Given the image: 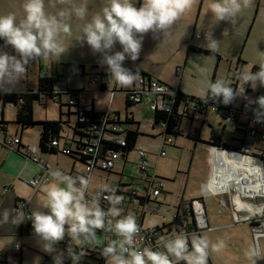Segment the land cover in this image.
<instances>
[{
    "label": "rangeland",
    "instance_id": "rangeland-1",
    "mask_svg": "<svg viewBox=\"0 0 264 264\" xmlns=\"http://www.w3.org/2000/svg\"><path fill=\"white\" fill-rule=\"evenodd\" d=\"M138 1L131 6V0H0V37L12 41L16 46V49H12L0 45V91L5 89L6 85L10 87L13 81L14 87L19 90L36 87L38 61L26 66L22 61L21 51L26 49L40 55V62L48 70L52 67L56 76L63 74L68 86L81 90L83 102L88 105L92 103L94 111L105 112L113 108L122 117L125 114L122 90L130 86V83L125 82V79L120 82L121 76L117 79L116 72L117 69L120 71V60L129 43L130 55L127 56L124 67L128 65L133 68H144L153 76H161L173 88L179 87L185 94L205 96L206 88L203 85L207 76L210 78L214 70L216 56L202 53L187 56L183 53L180 57L173 55L164 61L155 57L148 58L145 53L141 54V51L148 52L149 48L154 46L148 40L142 41L143 35L152 31L147 24L143 25L137 21L132 33ZM262 5L264 6V0ZM129 10H134L130 23L126 21L129 18ZM255 10V6L247 10L244 5H237L236 8L228 10L222 3L219 17L204 21L203 25L208 27L215 37L211 40L212 46L220 52L210 51L220 56L214 72L216 82L229 81L227 77L235 68L240 69L239 82L249 78L252 66L264 69V24L260 22L259 25H254ZM196 33L203 37L207 36V32L202 30ZM237 59H240L243 65L241 62L238 63ZM95 64L115 70L112 73L108 71L106 73V70L104 72L107 74L103 79L108 84L106 91H99L87 84L88 74ZM71 66L74 75L67 79V71ZM124 69H121L122 73ZM62 86H65L64 82L55 83V87ZM250 86L251 102L255 104L256 110H262L263 105L259 101L264 97V74L253 73ZM241 99L239 94L235 95L232 104L234 109L240 108ZM62 100H67V96L63 95ZM62 109L65 112L67 108L63 106ZM128 113L133 115L135 122H138L141 134L127 161L123 162L121 158L117 160L115 172L122 174L119 177L122 182L131 181L132 177L138 174V148L142 147L149 159V172L161 182L162 189L155 199H151L144 206L143 226L170 223L175 216L176 203L180 197L184 200L200 198L210 226L201 230L200 236L210 263L202 253L197 255V259L185 254L187 263L264 264V235L255 237L253 233L255 225L247 220L251 215L250 210L235 208L231 201L232 194H207L203 191V185L208 180L211 151L204 143L193 146V142L186 136L188 129L186 119L179 124L178 134L170 137L172 144L164 145L165 154L161 156L158 146L162 140V135L159 134L162 128H152L151 109L141 102L128 108ZM33 117L35 120L57 119L58 111L51 102L48 103L46 110L35 103ZM205 117L206 121L202 124L199 121L192 123L193 128L200 129L202 140L208 139L210 126L220 131L224 127L222 140L231 145L236 144L232 140L234 133L231 123L224 121L209 109ZM14 118V106L5 105L3 119L8 123L6 131L8 137H14L15 132L19 134ZM65 118L66 115L62 116V119ZM70 119L73 120L74 116H70ZM39 131V125L25 129L22 132L23 142L30 147L38 146ZM251 142L252 138L246 136V143ZM41 156L47 157L51 168L57 163L66 170H69L72 164L75 165L76 171L82 169L80 162L73 161L68 155L60 152L42 153ZM89 179L87 192L91 198L96 188L114 186L118 182V176L114 173L103 175L99 173V177L94 175ZM23 186L19 195L28 202L31 201L30 206H34L39 222L30 235L0 237V247L8 254V264H42L45 256L49 258L52 255V264H67L69 258L72 259L71 264H80L81 257L74 251L86 246L89 242L87 237L77 230L75 234H71L72 229L65 230L63 225L60 228L57 226L63 221L77 224L80 214L85 215L84 219H87L92 202L87 205L69 204L67 209L63 207L64 200L76 197L74 196L76 188L58 177L51 178L47 185L38 190L25 184ZM262 200L264 199L257 198L256 202L260 203ZM132 208L134 212L135 209L138 210L136 205ZM262 212L261 216L264 217V208ZM235 216H238V219ZM64 233L69 240L59 245L58 237ZM16 243L22 249L20 257L18 250L12 249V245ZM126 264H136V259L128 258ZM138 264L154 262L149 257H139Z\"/></svg>",
    "mask_w": 264,
    "mask_h": 264
},
{
    "label": "trees",
    "instance_id": "trees-1",
    "mask_svg": "<svg viewBox=\"0 0 264 264\" xmlns=\"http://www.w3.org/2000/svg\"><path fill=\"white\" fill-rule=\"evenodd\" d=\"M0 45L16 49L12 41L3 37H0ZM21 51L22 61L26 66L38 61L39 75L37 76L35 89H26L18 92L0 91V108L2 109L7 104H13L15 108L14 122L18 126L16 130L19 134L17 135V132H15L18 137V143L12 151L27 157L25 152L26 146L23 145L20 140L22 132L34 125H39L40 131L37 146L39 153H62L59 149V145L62 143L61 146L65 145L70 148V152L66 155L73 161L80 162L82 165L88 164L92 160L95 161V159H103L112 152H115L118 158L126 162L131 151L135 149L136 141L141 134L138 129V122L133 120L131 113H128V108L138 104V102H134L130 97L132 95V87L122 90L124 93L125 109V118L123 121L117 118L118 113L114 111H108L107 113L94 111L92 104H89V108H91L86 110L78 103L77 96L81 93V90L71 88H65L63 90L56 89L55 83L57 81L54 78V74L47 75L43 72L42 65L40 64L41 56L26 49H21ZM204 52L206 53L207 51ZM123 60L124 57L122 58L120 66H123ZM237 62L239 63L240 59H237ZM68 67L69 65H67V68ZM93 68L98 70L96 74L100 76L104 75L105 70L107 71L110 69V67L105 66H94ZM255 72L264 74V69L258 66H252L250 75ZM232 73L237 75L236 71H232ZM138 77L144 80H156L152 79L145 72L134 69H129L123 79L134 81ZM232 79V76L227 77V80ZM156 81L159 82L158 80ZM227 82L229 81L220 83L214 81L213 74L211 83L217 85V90L209 91L204 97L187 95L178 88H171L164 84L171 90L175 89L176 92L174 97L171 98V104L168 109H155L152 111V128L161 127L162 131L159 134L162 135V139H170V137H175L178 134V126L183 117H187L191 122L195 120L200 121V124L205 122L202 119L195 118V114L191 116L189 112L193 111V109H195L194 112L196 113H201L203 110L206 111L211 105H214L219 110L227 109V107L222 106L221 103H228L234 94V89H232L233 85L229 86ZM97 88L99 91L107 90L106 85L102 82H99ZM212 92H217L219 94L217 99L218 102L216 103H213L210 99V94ZM63 95L67 96V100L74 98V102L62 103L61 97ZM43 98L45 101L49 100L55 102L59 114L57 119H34L33 106L35 103L44 105L41 101ZM63 106L68 108L67 112L62 111ZM70 108H73L74 112H71ZM70 114L74 115L72 124L62 119V116ZM7 125L8 123L3 119V113H1L0 131L2 134L6 133ZM65 128H68L69 131V135L66 138L62 135ZM186 136L193 142L194 147H196L197 143H207L208 141H211L215 145L223 144L222 131H218L211 126L208 140H202L200 138V129L192 128L191 126L188 127ZM121 138L124 140V144L120 143L119 140ZM52 141H57L59 145H52ZM67 175H58V178L71 182V179L66 177ZM135 180L136 178L132 177L131 181H118L116 185L117 188L112 195L107 196V194H105V196H107L106 198H102L99 203H95L96 209L93 208L89 214L92 220L84 221L83 218L79 219L81 224L76 230L84 234L87 238L92 237L98 244L105 239V237L111 239V236H124L125 231L121 229H118L119 233L112 229L103 232L106 224L104 212L108 211L111 207L119 211V214H115L114 221H124L125 223L132 222L139 226L143 220L142 208L150 202L151 199L133 195L129 191ZM71 183L76 184L73 182ZM133 198L136 199V202H133ZM192 200L193 198L184 200L180 197L176 203L175 216L172 221L168 224L151 226V228L147 230L149 233L146 236L148 243L146 239L144 256L151 258L154 264L165 262L166 260L160 261V258L166 256L170 264H188L184 258L172 261L173 258L185 253H192L194 257L200 253L205 254L208 263H210L205 245L200 236V231L203 229L197 227L193 210L189 205ZM135 205L138 209H141L138 216L131 213L132 209H134L132 207ZM135 210L137 211V209ZM89 217H87V219H89ZM38 222L39 220L30 216L22 225L19 236L30 235ZM113 228H115L114 225ZM125 233L127 234V232ZM123 238L124 237H122V239ZM184 247H186L185 250L183 249ZM97 249L100 251L102 247L100 248L98 245L92 248L83 247L75 250L74 253L81 257V260H79L80 264H98L100 260L96 257L98 253V251H96ZM183 251L185 252L183 253ZM52 258L53 255L49 257V260H52ZM71 262L72 259L69 258L67 264H71Z\"/></svg>",
    "mask_w": 264,
    "mask_h": 264
},
{
    "label": "built area",
    "instance_id": "built-area-1",
    "mask_svg": "<svg viewBox=\"0 0 264 264\" xmlns=\"http://www.w3.org/2000/svg\"><path fill=\"white\" fill-rule=\"evenodd\" d=\"M195 37H198V35ZM107 71L108 73L115 72L112 68ZM232 77L233 79L229 80L227 83L229 86L233 85L232 89H234V94L228 103H221V105L227 107V109L219 110L214 105H211L209 109L212 110L218 117L233 125L234 134L232 136V140L235 141L236 144L231 145L223 141V144L215 145L209 141L212 160L210 162V176L203 185V191L207 194H232L231 201L235 208H238L237 201L243 202V207L248 208L251 212V215L247 220L255 225L253 233L255 237H259L264 235V217L261 216L263 215L262 209L264 208V200L260 203L256 202L257 198L264 199V97L261 101H259V103L263 105V109L256 110L255 104L250 100V97L252 96L250 80L247 79L246 81L239 82L236 75L233 74ZM138 78L135 80H138ZM139 79L141 80L140 83L131 88L132 95L130 97L134 102L140 103L143 99H145L151 111L155 109H168L170 107L171 98L174 97L176 92L175 89L171 90L156 80L150 81L147 79L145 81L143 78ZM88 81L95 85L99 84V75H90L88 77ZM146 89L155 95L154 99H149L147 97V94L145 93ZM236 94H239L242 98L241 106L238 110L232 107ZM218 97L219 94L217 92H212L210 94V99L213 103L218 102ZM77 99L79 103L80 94L77 96ZM254 100L256 101L257 99L254 98ZM41 101L43 104L46 102L44 98L41 99ZM67 102L73 103L74 98L68 100ZM83 107L86 110L91 108H89V105H85ZM194 110L195 109L189 112L191 113V116L195 114V118L206 121V117L204 116L205 110L201 113H196ZM246 136L252 138L251 143H246ZM119 141L121 144H124V140L122 138ZM17 143V135H14V137H8L7 135L2 134L0 137V146L2 147L14 149ZM171 143V139L163 140L162 144L158 146L160 149L159 155L163 156L165 154L163 146ZM60 144L62 145V143ZM52 145H59V143L57 141H52ZM61 145H59V149L62 154H68L70 152V148L68 146ZM25 152L33 162L39 163L41 169L40 173L36 174L28 181V185L30 187L36 188L40 183H45L48 180V177H45L43 174L44 171H47L48 165L44 160L40 159L36 147L27 146ZM145 153L146 152L142 147L138 148V174L134 176L136 180L131 185L129 191L136 196L145 197L146 199H155V197L161 193V183L155 175L153 176L152 173L149 172V165L147 159L145 158ZM118 159V155H116L115 152H112L109 156L103 159H95V161L92 160L88 164L83 165L84 171L80 172V176H71V174L66 176L71 179V182H73L74 179L78 181L80 180L79 185L76 183L78 194L81 197L88 196L89 199H91L89 201L92 202L91 210L95 208V203H99L102 198L112 195L117 188V184L109 187L100 186L96 188L91 198V195L87 192L88 178L90 174L93 171H112ZM239 189H247V192L244 193ZM7 191L8 187L3 186L1 193L4 194ZM105 194H107V196H105ZM243 197L245 199H243ZM194 199L196 198H193L190 202V207L193 210L196 225L200 229H205L207 228V223L204 220V211L200 203V198H197V201H194ZM133 202H136V199L133 198ZM71 203L72 201L70 198L65 200L66 205ZM16 209L26 210L27 204L22 200L16 205ZM139 212L140 208L136 212L132 210L131 213L138 216ZM115 214H119V211L114 207H111L108 211L104 212L106 224L103 232L110 231L111 229L117 232L118 229H121L127 232V234L124 232V236H111V239L105 237V239L100 241L99 244L96 243L92 237L87 238L89 242L85 247L92 248L96 245L100 248L102 247V250H96L98 251L96 257L100 260L98 264H112L113 262L114 264H123L118 262L119 258H123L124 256L130 254L135 256L145 255L146 236L149 234L147 230L151 227H145L142 223L138 226L132 222H116L114 221ZM142 214H144V207L142 208ZM29 217L30 215L26 214V218L28 219ZM235 218L238 219V216H235ZM86 220H92V217H89V219ZM113 225L115 228H113ZM117 233H119V231ZM122 237L124 238L122 239ZM63 241L65 242L66 239ZM13 249L20 250V246L16 244L13 246ZM183 249L185 250L186 247ZM184 252L185 251H183V253ZM181 256L182 255H178L173 258L172 261L181 259ZM166 258L168 257L166 256L163 259L167 261ZM6 260V254L0 251V264H5ZM42 264H52V262L51 260L45 259Z\"/></svg>",
    "mask_w": 264,
    "mask_h": 264
},
{
    "label": "crops",
    "instance_id": "crops-1",
    "mask_svg": "<svg viewBox=\"0 0 264 264\" xmlns=\"http://www.w3.org/2000/svg\"><path fill=\"white\" fill-rule=\"evenodd\" d=\"M135 1L136 0H131V6L134 5ZM262 2H263V0H139L138 6H137V9L135 12V18H134V20H136V21H134V23L132 24V33L136 28L135 23H137V21L143 25L147 24L148 27L150 29H152V31L150 33H146L143 35L142 41L145 42V40H148L154 47L149 48V50H148L149 53L146 51H141V54L145 53L149 56L148 58H151V59L155 57L156 59H162L165 61V60H168L169 57H171L173 55H179V57H180L181 54H183V53H186L187 56H189V54L202 53V54H210L214 57L216 56V59L218 61L220 59V56L216 55L214 53H220V52L215 50V48H214V46H212V42H211V40L215 37L212 33H210V31L208 30V27L204 26L205 25L204 21H208L211 18L212 19L218 18L219 13H220V8H221V5L223 3L225 8H227L228 10L230 8H236L237 5H239V6L244 5L247 10L253 9L255 6L256 10L254 12L255 14H254V18H253L254 25L255 26L259 25L260 22H262L264 24V6L262 5ZM196 7H198L197 8L198 10H197V13L195 14V8ZM133 13H134V10H129V18L126 20L129 23H130V20H131ZM198 30H202V31L207 32V36L206 37L200 36L199 34L196 33V31H198ZM150 34H152V36H150ZM196 35H198V37H195ZM217 37H219V36H217ZM150 40H152V42ZM204 51H207V52L205 53ZM210 51H213L214 53H212ZM129 55L130 54H129V43H128L127 47L125 48L124 54L122 56V58L124 57L123 66H120L119 67L120 71H119V69H117V72H116L117 79L121 76L120 82H123V80H124L123 78L125 77V75L129 69H134V70H141V71L145 72L147 75H149L152 79H156L159 82L173 88L172 85L169 82H167L165 79H163L161 76H158V77L153 76L152 74L148 73L144 68H141V67H134L133 68V67L128 66V65L126 67H124V63H126L127 56H129ZM217 57H219V58H217ZM122 58L120 60V63L122 61ZM185 61L183 64L184 66H185ZM217 61H216L215 67L213 68L214 70L212 71V74H210V78H209V76H207L206 83L203 85L206 88V90H205L206 94L209 93V91L217 90V86H215L211 83L212 75L215 74L214 73L215 68L217 67ZM241 63L243 65V62H241ZM40 64L42 65L44 73H46L47 75H50L52 73L54 74L52 67H50V70H48L41 62H40ZM95 65L97 66V64H95ZM98 66H104V65H98ZM93 67L94 66H92V68H91L92 71L88 74V77L90 75H93V73L96 74V71H98L97 69H94ZM72 68H73V66L70 67V69H68V71H67V79L70 76L74 75L71 71ZM121 69H124L123 73H122ZM233 71H236V73H237L236 76L238 79L240 69L237 70V68H235ZM106 73H107V71H106ZM81 74H83V68H81ZM38 75H39V69L37 72V76ZM105 76H107V74H105V73L103 76L99 75V81L104 83L106 85V88H108V84H106V82L103 80ZM230 76H233L232 72H231ZM101 77H103V78H101ZM54 78L57 82H62V83L64 82L65 83V86H62L59 88L55 87L56 89H58V90H63L65 88L74 89L71 86L67 85V83H66L67 80L64 79L63 74H60L59 76H56L54 74ZM248 79L251 82L252 75H250ZM146 80L147 79H145V81ZM36 81H37V79H36ZM140 81L141 80L139 78H138V80H134V81H130L129 79H127V80L125 79V82L130 83V86L125 87L124 89H128V88L133 87L134 85H138L140 83ZM214 81H215V79H214ZM87 84L89 86L95 87L98 90V88H97L98 84L95 85V84L90 83L88 81V78H87ZM121 84H123V83H121ZM114 87H115V85H114ZM176 88H178L180 90L179 87H176ZM26 89H30V88H25L22 90L16 89L14 87V81H13V83H11L10 87H8L6 85L5 89H3L2 91H16V92H18V91H24ZM180 91L183 92L182 90H180ZM145 93L147 94V97L149 99L155 98V95L151 91H148L146 89ZM191 96H193V95H191ZM195 97H197V96H195ZM201 97H204V96H201ZM67 101L68 100H62V97H61L62 103H66ZM50 102L56 106V109L58 111V107L55 104V102H53V101L48 100L44 103V105H41V104H38V105L40 107L44 108V110H46L47 105ZM141 102H144L148 106L147 101L145 99H143ZM79 104H81L83 106L88 105V104L83 102V98L81 96V93H80ZM8 105L13 106V104H8ZM3 108L2 109L0 108L1 109L0 117H1V113H3ZM67 110H68V108L66 109V112H67ZM62 111L64 112V110H62ZM70 111L74 112V109L70 108ZM107 111H114V112L118 113V111L113 109V108H109ZM107 111H105V112H107ZM206 111L204 113V116L206 114ZM70 116H74V115L73 114L66 115V118L63 120L73 122L74 119L71 120ZM117 116L122 121L125 118V114H124V116L121 117L120 114L118 113ZM58 117H59V114H58ZM132 117H133V115H132ZM45 119H47V118H45ZM183 119H186V121H185L186 128H188L189 126L192 127L193 122H191V120H189L187 117H183L181 119L180 123L182 122ZM40 120H42V119H40ZM133 120L135 121L134 117H133ZM72 122H71V124H72ZM219 124L220 123H218V125ZM216 129L218 131H220L218 128H216ZM223 130H224V127H222L221 131L223 132ZM5 135H7V134L5 133ZM14 135H16V134L14 133ZM62 135L65 138L68 137V135H69L68 128L64 129V132ZM20 140H21V143L23 145H25L26 147L28 146V145H26V143L23 142L22 135H21ZM162 141L163 140H161V143L159 145L162 144ZM204 144H206L208 149H210L209 141L207 143H204ZM28 147H30V146H28ZM32 147L37 148V146H35V145H33ZM163 151H164V146H163ZM37 152L39 153L38 150H37ZM41 155H42V153H39L40 159L44 160L48 165L47 171L43 172L44 176L48 177V180L45 183H40L36 188L31 187L34 190H36V189L38 190L40 187L47 185L49 183V181L51 180V178L59 177L58 175H67V174L69 175V174H71V176H75V175H79L80 172L84 171L83 165H82L81 170L76 171L74 164L71 165L69 170H66V169H63L59 164L55 163V165L52 167L54 169H52L50 164L47 161V157L44 158ZM145 158L147 159V161H149L147 156ZM38 165H39V163L33 162L28 156L24 157L22 155L15 153L14 151H12V149L0 146V195L2 196V197H0V237L1 236H15V235L16 236L18 235V237H20L19 236L20 229H21L22 225L27 221L26 214H29L30 216L34 217L36 220H39L38 215L35 213L36 210H35L34 206L33 205L30 206L31 201L28 202L24 197L19 195L20 189L22 187H24L23 184L29 186L28 181L30 179H32L36 174L41 172L40 166H38ZM210 167H211V164L208 167V178L210 176ZM95 172H96V174H95ZM99 173L101 175H103L104 173H107V174L114 173L116 176H118V180L119 181L121 180L119 177L122 174H117L115 172V167H114V169H112V171H106V172L93 171L90 174L89 178H91L94 175L99 177ZM89 178H88V183L90 181ZM63 180H65V179H63ZM66 182L72 184L71 182H69L67 180H66ZM73 182H75L79 185L80 180L78 181V180L74 179ZM72 185L76 188V191L74 194V196L76 195V197L71 199V201H72L71 204L78 203V204L87 205L88 203H90L89 201L91 199H89L88 196H86V197L79 196L77 185L76 184H72ZM3 186L8 187V191L5 192L4 194L1 193V189ZM69 195L71 196L72 194H69ZM22 200L25 201V203L27 204V209L26 210L16 209V205L19 204L20 201H22ZM62 204L65 205L63 207H65L66 209L69 206V205L65 204V200L62 202ZM243 208H245V207H243ZM81 217L84 218L86 216L83 214H80L78 218L80 219ZM87 217H89V215ZM84 220L87 221L86 219H84ZM77 221H78L77 224L76 223L70 224V222L68 223L65 221L60 222L58 224L57 228H60L61 225H63L65 230H71L72 229L73 231L71 234H75L76 228L78 226H80V224H81L79 220H77ZM205 222L207 223V228H210L207 217H206ZM142 225H143V220H142ZM145 227H150V226H145ZM61 237H63V238H61ZM64 239H66L65 242L63 241ZM68 240H69V238L64 233L58 237L57 241L60 242L59 245H63L65 243H67ZM16 244L12 245V249H13V246ZM87 245H88V242H87L86 246ZM83 247H85V246H82V248ZM60 248L61 247H59V249ZM74 249H76V247ZM0 251H2L3 253L6 254L7 260H6L5 264H8L7 251H5V249L3 250L1 247H0ZM21 252H22V249L20 247V250H18L19 257L21 256ZM185 254H183L181 257L186 260ZM187 255H192L194 257V255L192 253H187ZM132 257H134L136 259V264H138V258L139 257H145V256H143V255L135 256L133 254H130V255L124 256L123 258H119L118 262L126 264V260L128 258H132ZM46 258L47 257H45V259ZM197 258H198V256L196 255L194 257V259H197ZM56 259H58V258H56ZM164 260L165 259H163V258L160 259V261H164ZM165 262L167 264H170V262L168 260Z\"/></svg>",
    "mask_w": 264,
    "mask_h": 264
},
{
    "label": "bare ground",
    "instance_id": "bare-ground-1",
    "mask_svg": "<svg viewBox=\"0 0 264 264\" xmlns=\"http://www.w3.org/2000/svg\"><path fill=\"white\" fill-rule=\"evenodd\" d=\"M228 184V183H227ZM239 187V186H238ZM239 190H242L244 193L247 192V189H239ZM244 206V203L243 202H240V201H237V207L239 208H243Z\"/></svg>",
    "mask_w": 264,
    "mask_h": 264
},
{
    "label": "water",
    "instance_id": "water-1",
    "mask_svg": "<svg viewBox=\"0 0 264 264\" xmlns=\"http://www.w3.org/2000/svg\"><path fill=\"white\" fill-rule=\"evenodd\" d=\"M198 199L196 198V199H194V201H197ZM200 203H201V205H202V209H203V211H204V220H206V215H205V208H204V204H203V201H202V199H200ZM190 205V204H189ZM47 260H49V258H46Z\"/></svg>",
    "mask_w": 264,
    "mask_h": 264
}]
</instances>
